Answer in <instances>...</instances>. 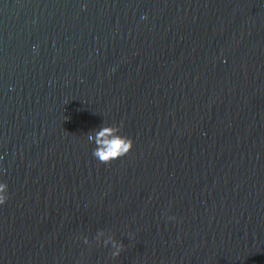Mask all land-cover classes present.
I'll use <instances>...</instances> for the list:
<instances>
[{
  "label": "water",
  "instance_id": "water-1",
  "mask_svg": "<svg viewBox=\"0 0 264 264\" xmlns=\"http://www.w3.org/2000/svg\"><path fill=\"white\" fill-rule=\"evenodd\" d=\"M0 182V264H264V0H0Z\"/></svg>",
  "mask_w": 264,
  "mask_h": 264
},
{
  "label": "clouds",
  "instance_id": "clouds-1",
  "mask_svg": "<svg viewBox=\"0 0 264 264\" xmlns=\"http://www.w3.org/2000/svg\"><path fill=\"white\" fill-rule=\"evenodd\" d=\"M115 128L106 127L96 133L98 146L93 149V156L101 162H109L127 154L132 146L133 141L128 137L116 134ZM7 184L0 182V204L7 199Z\"/></svg>",
  "mask_w": 264,
  "mask_h": 264
}]
</instances>
